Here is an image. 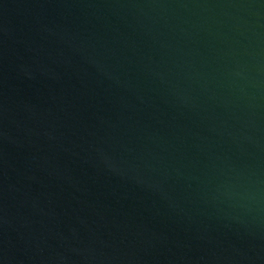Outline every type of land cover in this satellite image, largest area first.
<instances>
[{
  "label": "water",
  "instance_id": "95a60500",
  "mask_svg": "<svg viewBox=\"0 0 264 264\" xmlns=\"http://www.w3.org/2000/svg\"><path fill=\"white\" fill-rule=\"evenodd\" d=\"M0 264H264V0H0Z\"/></svg>",
  "mask_w": 264,
  "mask_h": 264
}]
</instances>
